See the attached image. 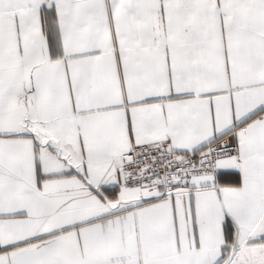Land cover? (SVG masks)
<instances>
[{"label":"snow or ice","instance_id":"1","mask_svg":"<svg viewBox=\"0 0 264 264\" xmlns=\"http://www.w3.org/2000/svg\"><path fill=\"white\" fill-rule=\"evenodd\" d=\"M0 264H264V0H0Z\"/></svg>","mask_w":264,"mask_h":264}]
</instances>
